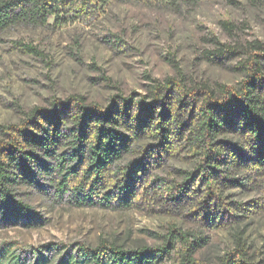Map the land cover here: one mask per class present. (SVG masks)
<instances>
[{
    "label": "trees",
    "instance_id": "1",
    "mask_svg": "<svg viewBox=\"0 0 264 264\" xmlns=\"http://www.w3.org/2000/svg\"><path fill=\"white\" fill-rule=\"evenodd\" d=\"M113 1L0 0V34L20 24L50 26V17L55 25L87 20ZM225 46L216 60L233 52ZM245 54L238 65L243 77L233 85L187 86L168 77L147 94L117 93L103 105L81 94L53 97L19 121L0 123V227L43 225L48 219L33 204L38 195L80 207L149 206L210 228L264 211V42L252 40ZM180 148L192 167L168 165L164 173ZM238 188L258 195L238 199L232 191ZM163 238L133 248L100 240L51 241L31 250L37 260L47 258L45 250L76 247L93 264H207L195 255L203 235L171 224ZM217 264L259 263L238 237Z\"/></svg>",
    "mask_w": 264,
    "mask_h": 264
},
{
    "label": "rangeland",
    "instance_id": "2",
    "mask_svg": "<svg viewBox=\"0 0 264 264\" xmlns=\"http://www.w3.org/2000/svg\"><path fill=\"white\" fill-rule=\"evenodd\" d=\"M49 22L47 27L20 24L0 34V123L19 121L24 111L53 97L81 94L103 105L113 94H147L168 77L187 86L233 85L243 77L238 65L251 41L264 42V3L251 0H116L87 20L55 25L50 17ZM222 44L233 52L216 60ZM176 153L164 173L168 165L192 167L186 150ZM232 191L241 200L258 195L245 188ZM33 204L48 220L31 228L0 227V264H93L76 247L45 250L43 260L31 247L51 241L96 245L100 240L125 248L156 245L171 224L204 236L195 255L207 264H217L238 237L253 261L264 264V211L210 228L188 215L149 206L80 207L41 195Z\"/></svg>",
    "mask_w": 264,
    "mask_h": 264
}]
</instances>
